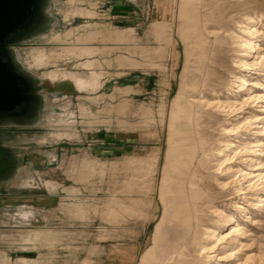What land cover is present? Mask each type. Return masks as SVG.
I'll return each mask as SVG.
<instances>
[{
    "label": "rangeland",
    "instance_id": "1",
    "mask_svg": "<svg viewBox=\"0 0 264 264\" xmlns=\"http://www.w3.org/2000/svg\"><path fill=\"white\" fill-rule=\"evenodd\" d=\"M182 1L124 0L133 9L127 22H120L110 14L113 0H41L38 22L8 47L15 70L33 84L37 99L28 116L0 118V253L6 256L0 264L138 263L162 212L157 187L169 147L172 103L183 84L191 87L201 81L197 64L199 51L182 31ZM189 1L192 7L198 6L196 0ZM232 2L240 4L236 8L243 13L255 11L260 17L256 26L261 33L259 48L247 59L259 72L242 73L249 86L244 87L237 101L240 103L249 96L259 98L250 99L242 107L243 112L237 111L235 117L208 109L206 105L198 114L197 118L201 116V122L204 121L202 131L214 138L211 140L214 149L222 148L223 141H235L239 147L235 149L237 159H233L228 175L211 170L204 179L209 185L215 184L214 178L226 184L224 189L216 190L227 193L218 202L220 213L231 215L236 224L255 237L240 240L245 245L243 249H247L240 253L249 257L261 254L264 264V207L263 213L251 210L253 204H259L258 198H264V177H256L259 172H252L259 163L264 165V136L259 134L264 128V92L258 85H264L261 61L264 1ZM75 9L91 15L71 14ZM158 25H165L160 38L154 34ZM68 31L72 33L67 39ZM234 32L239 34L236 27ZM90 34L95 36L92 42L81 41ZM119 35L126 38L117 40ZM56 36L60 41L54 40ZM186 44L188 49L184 47ZM77 46L93 47L97 53L90 57L74 55L56 59L44 68L30 67L27 57L34 49L44 48L59 54L63 48ZM187 51L193 53L190 55ZM86 61L93 62L94 66L81 67ZM54 70L77 73L84 79L95 72L100 86L92 92L78 91L67 81L50 84L42 75ZM232 82L231 76L225 78L218 94L220 100L225 101L226 88ZM201 92L199 97H204V102H215L211 93L204 88ZM232 127L236 128V139L235 134L221 131ZM133 158L148 159L157 169L144 194L138 181L132 192L122 186L134 174L130 169L133 165L124 159ZM84 159L94 162L91 169L84 166ZM249 173L255 177H244ZM47 182L57 184V190L49 191ZM239 188L249 194L248 200L244 198L246 195H239ZM136 192L139 194L134 195ZM27 199L31 201L22 203ZM75 206H81V218L75 219L69 214ZM122 207L137 210L132 215L123 212ZM25 211L33 213L32 219L22 217ZM253 219L257 225L251 226ZM220 225L221 222H211L212 228L219 229L218 233L226 234L228 227L221 229ZM27 236L31 238L26 239ZM214 262L217 263L211 261V264Z\"/></svg>",
    "mask_w": 264,
    "mask_h": 264
},
{
    "label": "bare ground",
    "instance_id": "2",
    "mask_svg": "<svg viewBox=\"0 0 264 264\" xmlns=\"http://www.w3.org/2000/svg\"><path fill=\"white\" fill-rule=\"evenodd\" d=\"M232 1L234 0H196L198 6H196L195 2V6L193 7L189 0H184L180 3V18L183 21L182 31L186 39L191 38L193 40V42L190 41L194 45V48H197L199 51L197 64L198 71L200 72L199 74L201 75V81L191 87L181 84L182 86L178 89L176 97L172 103L168 127L169 147L167 149L166 162L161 170V182H159V186L157 187L162 212L155 221L150 244L140 254L137 264H211V261H217V263L214 262L215 264H222L220 262L230 260H232V262L226 264H262L261 254L258 257H249L246 253H240V251L247 250L243 249L245 248V245L240 240L250 237L253 238L254 236L248 234V231H244L245 228L241 225L236 224L237 222L234 221V218L231 215H223V212L220 213L218 208L220 203L218 202L222 197H226L227 193L223 194L216 190L218 188L221 190L224 189L226 184H224V182L218 183V180L214 178L213 181L215 184L209 185L204 179V175L211 174V170L215 173L219 172L228 175L232 170L231 164L233 159L236 157L235 149L239 147L238 145L236 147L235 141H223L222 148L214 149L212 147L213 142L211 143V140L214 138L212 139V136L210 135V137L206 136L202 131V122L204 121L201 122V120L203 117L199 116L197 118L203 107L205 108V105L209 107L208 109H216L218 113L225 114V116L235 117L236 112L242 111V107L245 106L250 99L258 100L259 98V96H249L243 98L240 103L237 101L238 95L245 90L244 87L249 86L247 85L248 81L245 75H242V73L254 75V73L259 72V69L255 68L256 65L247 62V59L250 54L255 53L257 51L256 49L259 48L257 42L261 33L256 26L258 24L257 19L260 17L256 16L255 11L243 13L241 9L239 10L236 8V6L240 4ZM250 1L251 3L257 2V0ZM71 14L88 16L90 13H84V11L80 9H75ZM164 27L165 25H158L155 27L154 34L156 38L161 37ZM235 27L238 29L239 34L234 32ZM71 33L72 31H68L65 34V37L68 39L71 36ZM92 36L93 34L86 35L81 41L92 42L95 37ZM121 38L126 37L124 35H119L116 39L118 40ZM54 40L60 41V37L56 36ZM187 45L188 44L184 47H187ZM188 48L189 47H187V49ZM189 50H191V48ZM96 51L93 50V47L77 46L63 48L58 54L57 51L47 52L44 48H37L32 50L27 58L31 64L30 67L44 68L53 64V61L56 59H62L74 55L79 58L84 56L90 57L96 54ZM192 51L187 52L191 55V53H193ZM261 61L264 64V54L261 56ZM80 66L91 68L94 64L91 61H86ZM235 71L238 72L237 75H235ZM250 72L254 73L250 74ZM42 76L43 79L50 84L67 81L78 91L88 90L94 92L100 86L99 75L95 72L89 73V76L86 79L80 77L77 73H63L61 70H54ZM227 76H231L233 82L226 88L227 97L225 101H222L219 99L218 94L220 93ZM236 84L237 86L235 88L232 87ZM258 85L261 91L264 92V85L260 83H258ZM252 86H254V84ZM202 88L211 93L214 96V99L216 98L215 102H204L202 100L204 97H199L202 93ZM189 91L191 94H188ZM116 110H118V107ZM80 111L85 113V109L83 108H80ZM204 111L205 110H203V112ZM126 114H128V112ZM133 114L135 115V113ZM214 114L217 115V113ZM255 122H258V119H256ZM262 130L263 131L259 134L264 136V128ZM221 131L224 132V134H235V139L237 138V134L234 133L236 132V128L230 130L222 129ZM258 142L259 141H256V143ZM124 160L125 163L133 165L130 169H133L134 174H132L134 176H132L135 177V179L133 180L131 176V181H127L128 183L125 184L123 183L122 186L125 185L126 189L128 188V190H131L138 181L139 184L141 183L140 187L138 186L139 189H142L141 193H146L147 190H145V192L143 190L149 185L151 180H154L152 178L154 173H156V167H154L148 159L137 160L133 158L128 161H126L127 159ZM93 163L94 162L86 159L83 161L84 166L90 169L92 168ZM212 163H214V165H210ZM223 166L225 167L222 169ZM262 170H264V165L259 163L258 167L252 172H259L256 177L259 176L260 178H263L264 175ZM129 172L132 171L129 170ZM245 176H248L249 178L255 177L253 176V173L245 174L244 177ZM123 181H125V179ZM45 186L49 191H55L58 188V185L53 182H47L45 183ZM133 190L137 191L136 189ZM238 191L239 195H246L244 198H248L249 194L245 193V189L239 188ZM135 194L139 193L136 192L134 195ZM258 199L259 204H251L253 206V209L251 210H257L263 213L264 198L261 197ZM142 201L144 202V198H142ZM137 202L135 201V203ZM248 202L249 201H247V203ZM142 207H144V205ZM236 208L240 209L239 206ZM142 209L143 208H141V210ZM121 210L123 212L132 213L133 215L137 209L135 210L132 207H122ZM70 213L74 218H81V206L73 207V210H71L69 214ZM32 214V212L25 211L22 213V217L32 219ZM137 215L138 214H136V216ZM212 221L217 223L221 222L219 227L221 229L228 227L226 234L218 233V228H212ZM251 221H253L251 226L257 225L255 219ZM233 222L234 225L232 224ZM29 238L31 237L27 236L26 239ZM214 242H216L215 245L213 244ZM259 245L260 242L258 243V246ZM258 250L260 251V248H258ZM217 252L221 253L216 255ZM241 256H243L244 259H240ZM5 258V254L0 253V261L5 260Z\"/></svg>",
    "mask_w": 264,
    "mask_h": 264
},
{
    "label": "water",
    "instance_id": "3",
    "mask_svg": "<svg viewBox=\"0 0 264 264\" xmlns=\"http://www.w3.org/2000/svg\"><path fill=\"white\" fill-rule=\"evenodd\" d=\"M37 0H0V118L12 117L27 99L24 78L17 73L8 54V47L20 38L18 31L31 21Z\"/></svg>",
    "mask_w": 264,
    "mask_h": 264
},
{
    "label": "flooded vegetation",
    "instance_id": "4",
    "mask_svg": "<svg viewBox=\"0 0 264 264\" xmlns=\"http://www.w3.org/2000/svg\"><path fill=\"white\" fill-rule=\"evenodd\" d=\"M40 5L41 0H37V9L32 17L31 21L26 24V27L20 31L17 32L16 37L21 38L26 33H29L34 25L38 22L40 17ZM25 81L26 85V91L24 92L25 96H27V99L24 103H22L20 106L16 108V110L13 112V118H24L28 116V114L31 111L32 106L35 104L37 96L35 94V87L33 84L24 76H22ZM1 118H7V117H1Z\"/></svg>",
    "mask_w": 264,
    "mask_h": 264
},
{
    "label": "crops",
    "instance_id": "5",
    "mask_svg": "<svg viewBox=\"0 0 264 264\" xmlns=\"http://www.w3.org/2000/svg\"><path fill=\"white\" fill-rule=\"evenodd\" d=\"M130 6L125 4L124 0H113V6L110 8V14L114 20H120V22H127L126 18H129L130 13L132 12ZM30 199L23 200L22 203L30 202Z\"/></svg>",
    "mask_w": 264,
    "mask_h": 264
}]
</instances>
